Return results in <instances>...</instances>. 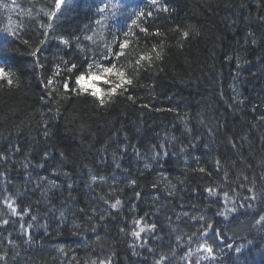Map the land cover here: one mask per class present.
<instances>
[{
    "label": "trees",
    "instance_id": "trees-1",
    "mask_svg": "<svg viewBox=\"0 0 264 264\" xmlns=\"http://www.w3.org/2000/svg\"><path fill=\"white\" fill-rule=\"evenodd\" d=\"M56 4L0 0V264H264V0Z\"/></svg>",
    "mask_w": 264,
    "mask_h": 264
},
{
    "label": "snow or ice",
    "instance_id": "snow-or-ice-1",
    "mask_svg": "<svg viewBox=\"0 0 264 264\" xmlns=\"http://www.w3.org/2000/svg\"><path fill=\"white\" fill-rule=\"evenodd\" d=\"M66 2V0H57V4H56V8L57 10L60 9V7L62 5H64ZM152 4H156L157 0H151ZM108 6L105 5L104 8H100L99 11L104 12L105 9ZM164 11H167V8L164 7L163 8ZM54 15V14H53ZM141 16L144 15L143 12L140 13ZM149 16H151V13H148ZM97 23H100V21H97ZM135 23V21L133 22ZM6 31H11L10 29H5ZM142 32L147 33L148 29L147 28H141L140 29ZM156 35H160L159 31H157L155 33ZM189 35V33L187 31L182 33V36L184 38H187ZM86 39L88 40H92V37H86ZM64 43H67V41H64ZM129 46V40L128 39H124L120 44H119V52H117L115 54L116 58L119 59L120 56L124 55V49H126ZM108 52H111L112 49L111 47H108ZM39 49H36V52H38ZM153 51L156 53V58L159 59L161 57V53L156 49L155 45L153 46ZM36 52H34L33 54L35 55ZM104 57L105 59L108 58L107 53H104ZM143 60H147L149 62H151L152 60V56L151 55H141L139 60L136 61V64L139 65L140 61ZM75 64H72L70 67L67 68V70L69 72H71L74 68H75ZM95 70L93 69V65H89V72L87 74H79L76 78H75V85L78 87V92L80 94H87L90 95L92 97H94L100 104V106H104L105 104L109 103L111 101V97L116 95L119 89H123L124 91H127V87L129 85H132L133 80L128 78L126 76V73L124 71H122L120 68L117 67V65L115 63H112L110 66H104L102 64H95L94 65ZM2 71V70H0ZM56 75H59V70H57ZM110 76H115L116 77V81L113 82L111 80H109L108 78ZM97 81H103L104 84H109L111 85V87L109 88V90L107 92H105L103 89H101L98 84L96 83ZM8 84H11L12 81L9 79ZM53 83L52 80L48 81V84L51 85ZM63 89L65 91L69 90V82H64L63 83ZM129 99H132L131 96L128 97ZM242 102V101H241ZM201 171H203V169H201ZM93 179L95 180V177H93ZM253 199H255L253 197ZM121 204V201L119 199H117L114 203L111 204V208L112 209H116L118 205ZM7 207L11 210V213L13 215H17V208L14 206V202L13 203H7ZM234 211V210H233ZM33 219H35V217H33ZM264 222V216H261L259 221H257V223H261ZM5 224L8 223V221H4ZM134 223L139 227L138 231H134L132 233V235L136 238H140L141 233L145 231L144 227H140L141 221L140 220H136L134 221ZM152 228L155 227V225L151 226ZM203 251L208 252V253H212L213 252V248L212 247H208L205 246L203 248ZM239 251V249H238ZM103 264V262H102ZM107 264H110V262H107Z\"/></svg>",
    "mask_w": 264,
    "mask_h": 264
},
{
    "label": "bare ground",
    "instance_id": "bare-ground-1",
    "mask_svg": "<svg viewBox=\"0 0 264 264\" xmlns=\"http://www.w3.org/2000/svg\"><path fill=\"white\" fill-rule=\"evenodd\" d=\"M232 241H234V239H233V238H230V239H229V243H231Z\"/></svg>",
    "mask_w": 264,
    "mask_h": 264
}]
</instances>
